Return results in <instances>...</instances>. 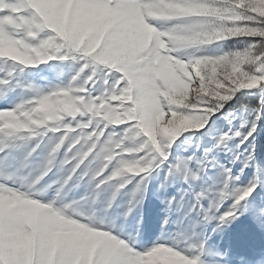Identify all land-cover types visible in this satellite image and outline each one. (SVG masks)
Here are the masks:
<instances>
[{
	"label": "snow or ice",
	"instance_id": "1",
	"mask_svg": "<svg viewBox=\"0 0 264 264\" xmlns=\"http://www.w3.org/2000/svg\"><path fill=\"white\" fill-rule=\"evenodd\" d=\"M0 264H264V0H0Z\"/></svg>",
	"mask_w": 264,
	"mask_h": 264
}]
</instances>
